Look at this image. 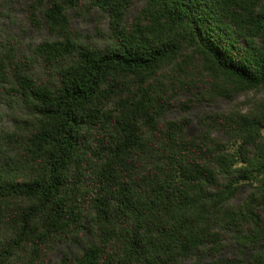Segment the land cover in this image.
Instances as JSON below:
<instances>
[{
	"label": "trees",
	"instance_id": "16d2710c",
	"mask_svg": "<svg viewBox=\"0 0 264 264\" xmlns=\"http://www.w3.org/2000/svg\"><path fill=\"white\" fill-rule=\"evenodd\" d=\"M262 88L264 0H0V264H264Z\"/></svg>",
	"mask_w": 264,
	"mask_h": 264
},
{
	"label": "rangeland",
	"instance_id": "374dc122",
	"mask_svg": "<svg viewBox=\"0 0 264 264\" xmlns=\"http://www.w3.org/2000/svg\"><path fill=\"white\" fill-rule=\"evenodd\" d=\"M22 3L20 2L17 5V11H16V15L18 20H20L22 18V14H21V5ZM95 18L94 20L92 18H87V17H74L72 20V30L75 32V34L80 37V38H85L87 34H91L93 32V29H95ZM101 26L103 29L106 28V21L103 20L101 22ZM45 36V32L44 31H36L34 29L31 28H26V30L23 31V39L24 41H28V40H34L35 42L39 41L41 38H43ZM264 95V88L260 89L259 92L255 93L254 91H249L247 94H243V95H239L237 96L235 102H237L239 104L243 103V102H249L251 98L256 99V98H260L261 96ZM234 102V101H233ZM226 105H228L226 102L223 101H216L215 104L211 105V108L213 109H222L225 108ZM2 125L4 126H8L9 124V119H7L6 117L3 118ZM54 256L52 257L53 260Z\"/></svg>",
	"mask_w": 264,
	"mask_h": 264
}]
</instances>
